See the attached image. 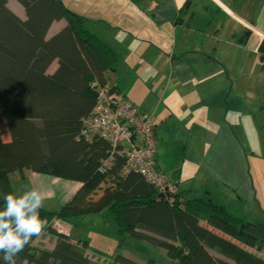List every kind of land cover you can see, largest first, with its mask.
<instances>
[{"label":"trees","instance_id":"1","mask_svg":"<svg viewBox=\"0 0 264 264\" xmlns=\"http://www.w3.org/2000/svg\"><path fill=\"white\" fill-rule=\"evenodd\" d=\"M17 1L24 18L0 0V124L5 121L9 134L6 141L0 138V192L14 194L9 174L24 170L77 181L80 186L59 209L40 208L48 221L43 231L56 234L49 225L54 217L73 223L107 210L117 247L148 243L174 264H264V221L234 215L208 196L186 197L179 188L161 197L138 172L121 175V155L100 170L109 143L96 136L86 141L79 132L96 102L93 83L108 85L106 72L115 69L116 52L63 0ZM60 19L65 25L47 36ZM258 57L264 74V39ZM4 206L0 198V210ZM56 235L50 249L26 246L17 264H100L85 254L87 241ZM114 261L155 264L154 258L138 262L118 253Z\"/></svg>","mask_w":264,"mask_h":264},{"label":"crops","instance_id":"2","mask_svg":"<svg viewBox=\"0 0 264 264\" xmlns=\"http://www.w3.org/2000/svg\"><path fill=\"white\" fill-rule=\"evenodd\" d=\"M63 2L116 52L115 69L106 72L108 85L152 117L158 168L186 197L208 196L234 215L264 221V74L258 57L264 0ZM18 6L15 13L22 17L24 8ZM65 23L54 21L47 36ZM56 66L52 62L48 71ZM12 178L41 189L43 207L50 210L57 209L50 208L54 196L68 200L80 186L24 170L9 174L14 195ZM107 213L99 212L104 224L111 223ZM92 215L73 223L88 228L96 222ZM43 233L32 244L52 248L57 235L49 240ZM86 235L76 241L89 243ZM95 250L88 244L84 252L92 261L109 264L102 249Z\"/></svg>","mask_w":264,"mask_h":264},{"label":"built area","instance_id":"3","mask_svg":"<svg viewBox=\"0 0 264 264\" xmlns=\"http://www.w3.org/2000/svg\"><path fill=\"white\" fill-rule=\"evenodd\" d=\"M93 85L96 87V102L90 115L84 119L79 136L86 141L96 136L109 143L110 151L102 160L100 170H107L114 156L121 155L125 159L122 176L138 172L158 193L172 196L178 191V185L156 165L157 143L152 117L118 90L96 82ZM64 224L56 217L50 223L56 232L69 236V228Z\"/></svg>","mask_w":264,"mask_h":264},{"label":"rangeland","instance_id":"4","mask_svg":"<svg viewBox=\"0 0 264 264\" xmlns=\"http://www.w3.org/2000/svg\"><path fill=\"white\" fill-rule=\"evenodd\" d=\"M8 6L14 11L16 12V9L19 7L18 6V2L17 0H10L8 3ZM15 6V7H14ZM18 6V7H17ZM22 18L25 17L24 15V11L20 13ZM6 135L9 137L8 134V130L6 127V123L3 122L0 125V138L3 140ZM158 167V166H157ZM161 170V169H160ZM109 180L113 179V176H108ZM64 180L67 179H63L61 182H65ZM11 183L13 185V188L15 190V195H20L22 194L24 191L26 190H30L32 187L29 183V181H24V182H19V181H15L14 178L11 179ZM62 184V183H61ZM62 188V187H60ZM58 187V189H60ZM57 189V188H55ZM57 195L62 196L61 192L58 193V191L56 192ZM55 199L54 201L50 204L51 206L53 205V207L50 208H57L59 209V207L65 203L67 200H62V201H58L57 197L54 196ZM109 213H107L108 215ZM91 218H95L96 222L93 225H89L88 228H83L82 224H78L75 225L74 223H70L69 221L66 220H62L65 224V226L67 228H69V232H70V236H66L67 238H69L72 242H76V237L82 238L81 235L86 233V237L89 241V248L91 251H95L96 252V247H100L103 251L102 257L105 258V261H107V263L109 264H113L114 261V257L116 255V253H122V255L133 259L135 261L138 262H145L148 258H154L155 259V264H174L173 262H171L165 254V251L161 248H158L154 245L148 244V243H144V242H137L136 245L134 246H121L120 248L117 249V236L112 233V231L109 230V227L111 226V224H113L112 220L111 223L107 222L104 224L103 220L104 218L102 217V215H99V213H95L92 215ZM53 219V218H52ZM52 219L49 222V225L52 221ZM256 218H251L249 217L248 220L250 221H257L255 220ZM74 222V221H73ZM112 227V226H111ZM50 228L56 233V234H62L59 232H56L50 225ZM112 230V229H111ZM84 231V232H83ZM114 232V231H113ZM56 234L50 233L48 231H44V233L42 234V236L47 237L49 240H52V237L56 236ZM113 235V237H112ZM74 239V240H73ZM140 247H136L138 245ZM37 245H42L44 247H47L49 249V247L51 248L52 244L46 243V244H37ZM143 246L144 250H140L138 248H141ZM118 250V252H117ZM214 253H217L213 250ZM110 261V262H109ZM100 264H103L99 261H96Z\"/></svg>","mask_w":264,"mask_h":264},{"label":"clouds","instance_id":"5","mask_svg":"<svg viewBox=\"0 0 264 264\" xmlns=\"http://www.w3.org/2000/svg\"><path fill=\"white\" fill-rule=\"evenodd\" d=\"M0 198L5 205L0 210V254L4 264H17L19 254L32 243V237L39 236L48 225L39 212L44 192L38 188L20 195L0 192Z\"/></svg>","mask_w":264,"mask_h":264},{"label":"water","instance_id":"6","mask_svg":"<svg viewBox=\"0 0 264 264\" xmlns=\"http://www.w3.org/2000/svg\"><path fill=\"white\" fill-rule=\"evenodd\" d=\"M158 195L161 197H168L169 196V194H163V193H159Z\"/></svg>","mask_w":264,"mask_h":264}]
</instances>
